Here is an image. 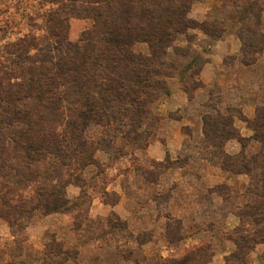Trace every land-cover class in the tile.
Returning <instances> with one entry per match:
<instances>
[{"label": "trees", "instance_id": "obj_1", "mask_svg": "<svg viewBox=\"0 0 264 264\" xmlns=\"http://www.w3.org/2000/svg\"><path fill=\"white\" fill-rule=\"evenodd\" d=\"M44 1L53 6L43 15L46 33L24 35L0 51V210L12 225L38 210L73 212L81 206L65 198L71 182L64 177L65 168L75 162L76 170L100 167L98 151L124 156L125 147L145 148L160 120L154 105L170 94L167 78L179 77L188 94L203 85L196 79L200 67L193 61L184 67L169 62L170 50L185 56L176 42L191 29H202L212 40L228 31L223 21L190 17L194 0ZM221 1L232 8L233 25H239L241 62L250 65L264 51V0ZM71 17L92 21L76 41L69 38ZM139 44L148 50L137 51ZM202 106L203 158L250 177L245 208L237 212L250 227L245 222L237 227V249L225 262L249 264L246 255L255 243L264 242V105L257 107L251 122L252 140L258 145L249 147L244 138L238 154L228 153L224 146L230 139L240 140L234 118L244 119L242 111L223 106L221 99H209ZM90 125L107 132L89 140L85 131ZM37 183L34 193L27 192ZM75 183L85 200L81 173ZM226 188L219 185L216 191L221 194ZM109 223L114 226L112 220ZM45 248L32 264L76 262L77 251L56 239ZM206 254L196 247L153 264H206Z\"/></svg>", "mask_w": 264, "mask_h": 264}, {"label": "rangeland", "instance_id": "obj_2", "mask_svg": "<svg viewBox=\"0 0 264 264\" xmlns=\"http://www.w3.org/2000/svg\"><path fill=\"white\" fill-rule=\"evenodd\" d=\"M52 7L44 0H0V51L24 35L46 33L43 15ZM189 15L198 21H223L228 29L217 40L200 28L191 29L176 42L186 55L170 50L169 62L184 67L193 61L195 68L200 67L196 79L203 85L190 89L188 94L179 77L167 78L170 94L162 95L153 104L160 120L154 128L155 136L145 148L133 151L125 147L123 152L128 154L124 156L98 151L95 157L100 167L89 165L85 170H76V162L66 167L64 177L71 182L66 186L65 198L83 203L75 206L73 212L38 210L12 225L0 210L1 264L37 263L46 245L55 239L77 251L76 262L65 264H153L181 257L196 247L207 251L206 264H225L226 258L236 251V229L245 222L237 212L245 208L250 177L224 170L203 158L202 105L212 98L221 99L223 106L242 111L244 119L234 118L241 138L225 144L228 153H240L244 138L250 141L249 147H256L251 122L257 107L264 105V51L250 65L241 62L239 25H233L232 8L222 6L221 0H194ZM69 22V38L74 41L92 26L87 18L71 17ZM261 23L264 32V10ZM225 40L227 47L224 44L222 48L219 43ZM135 49L148 50L146 44ZM223 49L228 51L225 57L219 52ZM212 56L218 66L202 76L204 65ZM202 77L209 80L203 82ZM179 91L188 94L189 103L167 110L172 92L180 98ZM174 124L184 135L178 147L167 145ZM104 132L107 130L90 125L85 136L95 140ZM80 173L86 181L85 200L80 199L82 187L75 183ZM37 185L31 184L27 192L34 193L32 186L36 189ZM219 185L227 187L221 194L216 191ZM109 220L114 226L109 225ZM170 237H176L175 241ZM246 261L264 264V242L254 244Z\"/></svg>", "mask_w": 264, "mask_h": 264}, {"label": "crops", "instance_id": "obj_3", "mask_svg": "<svg viewBox=\"0 0 264 264\" xmlns=\"http://www.w3.org/2000/svg\"><path fill=\"white\" fill-rule=\"evenodd\" d=\"M239 39V38H238ZM235 40H236V44H237V39H234V42L235 43ZM239 41V40H238ZM222 44V45H221ZM224 44L226 45L227 47V44H228V41H221L219 43V45H221V47L223 48ZM218 44H216V46H219ZM219 52H222V54L226 55V53L228 52L226 49L224 51V49L222 51H219ZM215 56V55H214ZM214 57L212 56L211 59H209L206 64L204 65V68L202 70V76L205 75L206 71L209 70L210 68H214L215 66H218L216 62H214ZM223 60V59H222ZM202 80L203 82H207L209 79H207L206 77H202ZM181 96L180 98L177 97L173 92L171 94V98H170V102L166 103V107L168 108L167 110H176L178 108H181V107H184L185 105H187L189 103V96L186 92H182V91H179ZM247 112V111H246ZM177 125L174 124V129L171 130V132L168 134L169 138H168V144L167 145H173V146H180L182 144V141H183V133L181 131V129L177 128L176 127Z\"/></svg>", "mask_w": 264, "mask_h": 264}]
</instances>
